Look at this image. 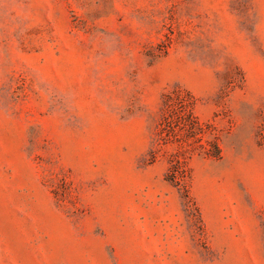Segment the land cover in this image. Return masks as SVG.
Instances as JSON below:
<instances>
[{
    "label": "rangeland",
    "instance_id": "obj_1",
    "mask_svg": "<svg viewBox=\"0 0 264 264\" xmlns=\"http://www.w3.org/2000/svg\"><path fill=\"white\" fill-rule=\"evenodd\" d=\"M0 264H264V0H0Z\"/></svg>",
    "mask_w": 264,
    "mask_h": 264
},
{
    "label": "trees",
    "instance_id": "obj_2",
    "mask_svg": "<svg viewBox=\"0 0 264 264\" xmlns=\"http://www.w3.org/2000/svg\"><path fill=\"white\" fill-rule=\"evenodd\" d=\"M179 111L183 114L184 117L188 118L191 116L190 110L188 107H179Z\"/></svg>",
    "mask_w": 264,
    "mask_h": 264
}]
</instances>
